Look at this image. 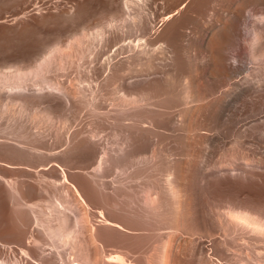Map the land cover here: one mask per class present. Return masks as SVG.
Listing matches in <instances>:
<instances>
[{
	"label": "bare ground",
	"instance_id": "1",
	"mask_svg": "<svg viewBox=\"0 0 264 264\" xmlns=\"http://www.w3.org/2000/svg\"><path fill=\"white\" fill-rule=\"evenodd\" d=\"M72 15L91 19L67 44L89 55L93 96L56 73L23 80L37 50L17 78L0 71V264H264V0Z\"/></svg>",
	"mask_w": 264,
	"mask_h": 264
},
{
	"label": "rangeland",
	"instance_id": "2",
	"mask_svg": "<svg viewBox=\"0 0 264 264\" xmlns=\"http://www.w3.org/2000/svg\"><path fill=\"white\" fill-rule=\"evenodd\" d=\"M82 1H85V0H0V59H1L0 60L1 61L0 62V65L3 66L2 67L3 69L0 66V69H1L0 71H2L1 74L3 75V78H4V75L7 76V74H8L9 71L10 72L12 71V73L9 72L8 76L6 78H4V79L1 76L0 77V80L3 79L2 81H5L7 79L6 81H8V80H11L13 78H17V77H12V78H8V77H11L10 74L16 73V71L19 70V69H21L20 71H23V70H26V69H27L26 71H28V68H26V67H28V66L32 67L31 65H33V67L32 68H29V69L30 70L33 69L34 75H33V73H30V74H28V76L22 77L23 80H25V81L27 80L28 83H30L29 80H30V78H32L31 79V81H32L31 83H34V82L36 83L37 82V85L40 86L41 84H38V79H35L36 78L35 76H37V77L39 76L38 73H41V72L44 73L45 72L46 75H49V74H52V73L53 74L56 73L57 75L54 74L55 75L54 77L58 78L60 76V77L64 78L67 81V83L69 82V84H73L71 86H74V85L75 86L76 85L79 86L80 85L83 88V91H85V93L87 95V96L85 95V97H90L89 93L93 96V91H92L93 89L92 88H94V86L96 87V83L97 82L95 80H97V79H94L96 77L92 76V74H93L92 72L93 71H91V67L88 66V65L91 66L90 61H88V60H90V57L87 54V52H86L85 55L80 56L77 53L79 50L76 49L77 51L75 53V50H74L75 48H73V46L71 45V43H68L69 45L67 44V42H72L73 41L72 38L74 39V36L76 37L79 34V31L82 30L80 28V26H79V23L81 25V23L85 22L84 24H82V26H81L82 28L85 27V26H87V24L89 25V23H90V20L91 19L88 20L87 23H86V20L87 19L84 20V21H82V22L79 20V22H78L77 19L74 18L73 15H72L73 10H75L78 2H81L82 3ZM75 3H76V5H75ZM72 4H73V6H72ZM65 16L67 17L68 20L66 19ZM70 16L73 17L72 20H71V17ZM68 17H70V18H68ZM63 20H64V22H63ZM61 22H63L64 24L61 23ZM68 23H69V25H68ZM77 24H78L79 27H76L75 28V25H77ZM79 28L81 30H78ZM76 30H78V33H75V32H77ZM71 32H74V33H71ZM46 33H47V35H46ZM56 34H58V36L60 35L59 36L60 38L58 36H54ZM70 34L73 35V36H70ZM44 36H46V37H44ZM68 36H70V37L68 38ZM50 37L51 38L54 37L53 38L54 40H55V38L58 37V40H55V42H61V43L63 41L66 42V43L63 42L64 44L62 43V47L63 48L65 47L63 50H66V49L67 50L68 49H71L72 50V51L71 50H68V51H70L72 53V55L69 53L70 55H65L62 58H59V59H61V62L62 63L61 62L59 63L58 57L57 58H54L53 57L52 59H54V60L51 59V56H55V54L53 52H56L57 50L56 51H51L50 49H48V48H50V46H51L52 43H55V42H52L51 44L48 43V40H49V42H51L50 40H52V39H50ZM40 40L43 43L42 45L40 44L41 43ZM45 40H47V42ZM44 41H45V44H44ZM29 42H30V45L28 44ZM32 43L33 44H36L37 47H35L36 45L35 46L32 45ZM38 43L40 44L39 47H38ZM46 43L47 44H50V45H46ZM44 45H45V47H44ZM67 45H68V47L72 46L73 49L71 47L70 48H68V47L66 48ZM118 45H119L118 43L117 44H114V46H112L113 47L112 49H114L115 47H118ZM40 46L42 48L44 47L46 49V50L44 49L45 51L43 50L45 54L44 55L42 54V56L41 55L40 56L38 55L40 52L43 53V51H41V49H39V48H41ZM21 48H24V49H21ZM32 48H34V49H32ZM26 49H27V51H26ZM81 49L86 51V49H87V43L86 42H83L81 44ZM28 50H34V51L37 50L33 54V55H35L37 53L35 55V57H33L35 60H33L32 56H29V55H32V53L34 51L31 52V51H28ZM48 50H50L51 52L49 53ZM38 51H39V53H38ZM21 52H23V53H21ZM20 53L22 54L21 57L19 56ZM51 53H52V55H50ZM57 53H60V52L57 51ZM73 53H74V56L75 57L73 56ZM1 55H3L2 58H1ZM8 55H10V56H8ZM26 55L28 57L32 58L29 61L28 60V57H27V60L29 62L26 60ZM37 55L39 56V58H37L38 57ZM78 55L80 56V58H79ZM12 56L13 57L15 56V58L17 56H19V57H17L18 60L14 58L15 61L17 60V62H16V64H13V65L8 64V62L9 63H13V59H12L13 57ZM56 56H59V54H57ZM70 56H71V58H70ZM3 57H5V58L9 57V58H7V60H9L10 58L12 60L11 61H7ZM43 57L51 59L50 60V63L51 64L49 63V60H48V64H46V62H45L46 59L43 58ZM21 58H22V60H20L21 62L18 63L19 59H21ZM4 59H5V62H3ZM36 59H40V62H42V63H40V62L38 63V61ZM42 59H43V61H42ZM71 59H74V60H71ZM86 59H87V61H86ZM25 60L27 61L28 66H25L26 63H23ZM56 60H58L57 61L58 62L57 64H56ZM69 60L71 62H69ZM31 61L34 64H31ZM52 61H53V63H52ZM2 62H3V64L7 62V65L4 64L5 65L4 66L2 64ZM44 62H45V65H47V67H45V68H47V71H45L43 69L44 66H45V65H43ZM36 63H38V64H36ZM19 64H22V65L25 64L24 66H25L26 69L20 68L19 66H22V65H19ZM29 64H31V65H29ZM54 64L56 66V69H55ZM59 64H60V67H59ZM16 65H17V67H16ZM68 65H69V67H68ZM76 65L78 67H75ZM11 66H13V68ZM42 70H44V71H42ZM20 71H17V72H20ZM26 71H24V72H26ZM3 72H5V73H3ZM6 72H7V74H6ZM33 76H34V78H33ZM28 77H30V78H28ZM80 77H82L81 78L82 80L80 79ZM24 78H26V79H24ZM88 78H89V81L87 82V79ZM39 79H40V76H39ZM75 79H76V81H75ZM77 80H78V82H77ZM72 81H73V83H70ZM79 81H80V83H79ZM75 82H77V83H75ZM35 83L34 84H31V85L36 87L37 85ZM88 87H89V89H88ZM47 88H48V90L50 89L46 85V88L45 89H47ZM45 89H43V90H45ZM52 89H50V90H52ZM86 89H88L90 91H88ZM53 90H55V89H53ZM119 92H121V90H119ZM118 94H120V93H118ZM105 96H106L107 102L110 101L108 104L109 105L112 104V100L113 99H110L112 97V95L111 96L110 95H105ZM78 119L79 118H77L75 122H77ZM75 122H73V124ZM102 133L103 132H100V134H102ZM47 246H49V245H47Z\"/></svg>",
	"mask_w": 264,
	"mask_h": 264
}]
</instances>
